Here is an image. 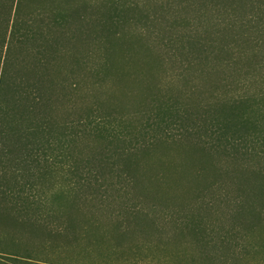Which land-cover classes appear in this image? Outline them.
<instances>
[{"label":"trees","instance_id":"trees-1","mask_svg":"<svg viewBox=\"0 0 264 264\" xmlns=\"http://www.w3.org/2000/svg\"><path fill=\"white\" fill-rule=\"evenodd\" d=\"M127 28L165 70L159 95L80 107L86 80L125 72ZM88 40L106 43L97 66ZM167 151L192 168L184 203L161 197ZM128 242L184 246L185 264L264 254V0H0V264Z\"/></svg>","mask_w":264,"mask_h":264},{"label":"rangeland","instance_id":"rangeland-1","mask_svg":"<svg viewBox=\"0 0 264 264\" xmlns=\"http://www.w3.org/2000/svg\"><path fill=\"white\" fill-rule=\"evenodd\" d=\"M93 1L101 2L102 0ZM127 30L129 31L124 40H116L112 42L121 43L120 48L117 47L114 61H116L115 63L120 69L124 68L125 72L117 73L118 71H107L106 75L104 74L106 77H103L107 79V84L104 86H96L95 83H92V80H86L81 85L82 89L80 91L79 99L84 105L80 107H91L99 101L104 102L108 100L109 103H107L112 108L117 109L122 113H129L139 108L141 109L150 97L159 95L161 91L160 89L164 85L165 70L163 67L161 68L159 64H157V66L154 64L157 54L149 50L148 45H146L141 36L138 35L139 33L131 31V28H127ZM80 43H82V45L83 43H88L87 45H84V50H86V55H89L91 58L90 64L94 66L100 64L103 54L105 55L104 45L106 43L98 45V43H93L91 40ZM78 49L80 48L78 47ZM147 64L150 68L146 67ZM69 70L70 66H66L62 69L60 74L61 80L65 79L72 73ZM148 71L152 73L150 74V77L145 75ZM149 84L153 86L150 90L148 89ZM157 84L160 88L159 86L158 88H155ZM169 151H167L170 156V164L167 166L168 168L165 169L164 165H161L160 163L158 166L160 167L161 165L160 168H164L166 171L170 172V182L173 186H170V188L167 185H162L164 190L170 191L171 193L167 194L168 196H165L163 195L164 190L160 188L162 191L161 197L167 200L171 199L174 201L173 203H184L182 201L188 197L184 198V196H182L183 200L177 199V196L181 193L176 192L178 191L177 184L179 183L180 178L189 177V175H191L192 168H185L186 172L184 173L182 170V164L185 162H182V160L185 157L179 155L175 151ZM158 166L156 167L158 168ZM180 188H182V186H180ZM139 192H142V189L136 191L137 194ZM156 204L161 206L166 203L164 200H160L156 201ZM158 222H160V220ZM164 224L165 222L163 221L162 225ZM159 225H161V223H159ZM159 225L158 229L162 227V225ZM139 235L140 234L137 233V239L142 242L143 240ZM163 235L164 236L161 238L165 237V234ZM101 239L103 238L100 237L99 240ZM184 245L188 247L190 246L188 244ZM174 247H170L169 250H160L155 249V247L149 244L139 250L132 247L135 249H132L131 251L128 250L131 249V243L128 242L125 247L128 251L116 252L112 248L105 250L104 246L101 245L98 249H91V254H87L81 250L72 249L66 246L53 252L51 251L49 254L47 253L51 256V258L47 259H52L49 260V262L54 264H185L184 262H186V258H189V254L184 252V250H186L185 247L179 246L183 248L173 250ZM103 251H105L103 256H100V253ZM41 257V260H44L45 256L43 254ZM242 264H264V254L260 256L258 255V257H250L247 261L242 262Z\"/></svg>","mask_w":264,"mask_h":264}]
</instances>
